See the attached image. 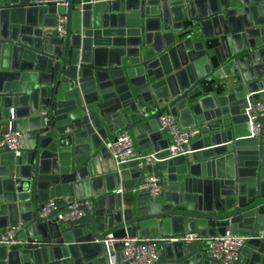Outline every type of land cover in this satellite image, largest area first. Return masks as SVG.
I'll return each instance as SVG.
<instances>
[{
    "label": "water",
    "instance_id": "water-1",
    "mask_svg": "<svg viewBox=\"0 0 264 264\" xmlns=\"http://www.w3.org/2000/svg\"><path fill=\"white\" fill-rule=\"evenodd\" d=\"M34 1L0 0V135L14 110L25 143L19 157L0 150V232L25 225L21 244L0 245V264H109L98 240L119 226L154 231L156 264H222L174 239L227 230L251 237L235 264H264V119L251 137L248 116L264 96V0ZM58 13L64 37L48 32ZM168 111L199 134L191 154L149 168L162 176L160 197L134 190L138 162L98 173L114 131L165 158L158 118ZM62 195L91 198L92 212L65 220L59 204L42 217Z\"/></svg>",
    "mask_w": 264,
    "mask_h": 264
},
{
    "label": "built area",
    "instance_id": "built-area-1",
    "mask_svg": "<svg viewBox=\"0 0 264 264\" xmlns=\"http://www.w3.org/2000/svg\"><path fill=\"white\" fill-rule=\"evenodd\" d=\"M36 5H63L68 6L66 0H35ZM57 24L54 26L55 34L59 37L66 35L68 19L66 14L58 13ZM264 93V90L262 91ZM256 109L259 115L248 109V116L251 123V137H258L261 132V124L258 122V116L264 119V96L256 103ZM14 110L10 115V119L4 124L3 131L0 135V150L8 149L12 151L16 157L21 156L25 149V143L22 131H18L15 126ZM159 130L168 136L169 144L166 148L168 155L165 158H158V152L144 154L136 148L135 141L130 133L125 129L120 131L115 138L105 141V147L113 158L119 169L132 162H138L137 167L145 170V176L142 182L134 190H146L153 199L162 195L163 186H161L162 176L153 169L162 160L175 159L180 156H187L192 153V144L199 134V128L182 127L178 116H174L170 111L165 112L158 118ZM264 136V125L262 128ZM117 192H122L119 188ZM67 210L60 215L65 220H75L83 217L87 212H92L93 201L91 198L78 199L71 195H62L52 198L45 202L40 212L42 217H49L53 211L60 207ZM25 225L22 223L9 225L0 232V245H4L7 249H12L21 244L15 238L23 232ZM260 239H264V233L259 235ZM251 239L250 236H243L227 230L224 234H216L214 236L203 237L199 233H188L180 239L174 241H183L186 243H202L206 241L208 247L206 253L212 258L219 259L222 264H235L239 262L243 248ZM155 238L150 235L132 234L130 228L124 235H117L114 231L108 232L103 240H98L106 246L108 250L107 263L109 264H156L160 259L161 251L157 244L154 243Z\"/></svg>",
    "mask_w": 264,
    "mask_h": 264
},
{
    "label": "crops",
    "instance_id": "crops-1",
    "mask_svg": "<svg viewBox=\"0 0 264 264\" xmlns=\"http://www.w3.org/2000/svg\"><path fill=\"white\" fill-rule=\"evenodd\" d=\"M75 2L77 3V4H80L82 1L81 0H75ZM191 25V24H190ZM190 27V26H189ZM187 32L189 31L188 30V28H187V30H186ZM48 32H50L51 34L53 33V34H55V31H54V27H52L51 29H48ZM197 33V37L198 36H200L201 37V35H200V33H198V32H196ZM182 34H183V32H182ZM199 37V38H200ZM220 44V39H219V37H214V38H210L209 40H207V46H208V48H209V50L210 49H212L213 47H215V46H217V45H219ZM215 59V58H214ZM216 63V62H215ZM217 65V64H216ZM217 81H219V80H215V79H212L210 82H206L204 85H206V90H207V92H211V91H213V90H215V84H216V82ZM224 84V82L223 81H220L217 85H218V89H217V92L218 93H222V91H224L225 89H226V87H225V85H223ZM230 84H232V83H230ZM160 104H162V103H160ZM120 131H114L113 133H111V134H109V136H108V139H113V138H115L116 137V135L119 133ZM108 139H107V141H108ZM100 157V156H99ZM113 166H115V162H114V160H113V158H110V157H108L107 159H104V158H101L100 157V160H99V167H98V169H97V171H98V173H105V172H109V171H111L112 170V167ZM112 184H114V182L113 183H111V185ZM131 194L132 193H127V194H125L126 196H129V198H131L132 196H131ZM130 227L129 226H119V227H116V229L115 230H113L117 235H124V234H126L127 233V231H128V229H129ZM148 235H150L151 237H155L154 236V231L153 230H150V232H149V234ZM198 250H202V251H206V249L202 246V243H200V242H198Z\"/></svg>",
    "mask_w": 264,
    "mask_h": 264
}]
</instances>
